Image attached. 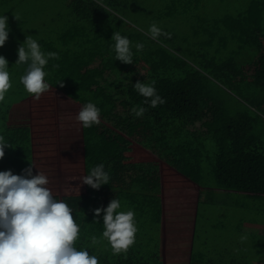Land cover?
Instances as JSON below:
<instances>
[{"label":"rangeland","instance_id":"1","mask_svg":"<svg viewBox=\"0 0 264 264\" xmlns=\"http://www.w3.org/2000/svg\"><path fill=\"white\" fill-rule=\"evenodd\" d=\"M122 1L121 13L128 21V25L136 27L146 35L144 37L152 39L146 33L155 23L163 32L170 34V38L162 35L158 40H154L158 43H155L156 46H162L183 56L190 63L208 66L206 64L208 59L214 57V51H221V55L216 57L218 63H222L232 52L238 53L236 60L240 65L253 62L251 55L242 52L244 47L248 46L233 41L230 34L225 31L224 18L227 15L232 17L244 15L254 0ZM216 21L220 28L218 26L216 28ZM211 33L221 37L216 42H211L212 47H208L205 42L211 39ZM208 52L211 54L205 55L207 57L205 60L203 53ZM252 52L255 53V50ZM198 53L199 58L194 55H199ZM83 64L84 62L76 70L72 60L65 61L60 67L65 71L64 77H45L50 89L43 93L39 100L24 90L20 77H10L12 87L5 95V100L0 102V135H3L12 147L5 148V156L0 160V171L11 170L14 175H21L24 169L33 165V175H37L38 172L44 173L49 179L47 187L54 198L64 201L72 209L73 218L80 228L76 246H80L79 242L88 241L92 236H96L101 241L97 244L99 249L97 256L100 259L108 260L103 256L108 252L112 255L113 253L108 242L102 239L104 212L96 217L94 210L107 208L115 198L120 201L121 206L127 207L119 211L132 210L135 213L137 231L135 243L126 252L128 255L134 256L133 249H136L137 245H142L146 257L157 254L158 259H152L153 262L150 261V264H154V261L155 264H189L194 224L199 210L195 204L196 193L194 195V192H190L187 197L183 185L184 191H180V195L164 203L163 198H168L173 189L169 188L170 191L164 193L166 187L159 189V186L156 188L146 184L145 181L152 180V172L161 171L162 162L150 153L144 154L152 148L144 139L156 128L145 120V113L143 118L134 115V124L140 122L141 125L134 129H124L129 122L128 117L133 116V113L127 109L126 103L129 99L122 93L128 91L139 96L134 84L109 71L106 74L108 77H103L104 73L101 71L103 67L100 65L97 67L92 61ZM96 69L98 70L96 73L91 71ZM222 80L224 82L219 78H211V84L216 91L222 92L224 112L231 116L246 114L255 120L252 134L264 142V109L256 107L255 94L251 86L242 84L239 78L234 83L223 78ZM17 82L20 88L16 85ZM129 96L131 98L132 95ZM89 102L94 103L100 110V124L84 128L76 120V116ZM139 139L145 141V146H136ZM199 141L194 144L197 148L192 146L179 148L182 158L194 157L197 172L200 171L203 155V140ZM133 155L149 163V166L157 165V168L146 172L149 176H142L144 169L133 170V163H130ZM110 157L111 161L106 162ZM152 159L156 161L153 162ZM100 164L104 165L105 172L110 176L109 183L101 185L99 189L82 184V177L90 174L91 169ZM181 170L186 171L183 168ZM208 178L213 180L210 170ZM156 181L158 182L159 178ZM134 189L144 196H138L139 193ZM179 197L183 199L182 202L177 200ZM186 200L188 203H185ZM218 208L210 207L209 210H205L201 205L197 238L194 243V252L196 254L199 252V257L207 254L208 249L214 253L215 243L205 244L207 238L205 216L209 218L210 215L215 216L213 221H209L208 231L212 233L216 230L214 223L216 224L218 219ZM226 234H231V230ZM113 256L109 260L120 261V256ZM125 261L131 262L132 258L127 257Z\"/></svg>","mask_w":264,"mask_h":264},{"label":"trees","instance_id":"2","mask_svg":"<svg viewBox=\"0 0 264 264\" xmlns=\"http://www.w3.org/2000/svg\"><path fill=\"white\" fill-rule=\"evenodd\" d=\"M117 1L119 0H109L113 7L120 4ZM98 16L97 19H106L111 24L107 26L108 33H98L99 35L94 38L97 42L93 43L96 46L93 52L102 59L98 65L103 67L101 70L105 75L103 76L108 77L106 74L109 71L126 78L132 84L138 81L145 84L154 82L153 86L157 94L165 100V103L151 108L143 102L145 98L139 93V96L128 91L122 93L129 99L131 107L129 112L133 107L146 108L145 120L156 127L144 140L150 139L155 146H164L171 141L186 138L203 140L206 142L205 163H208L214 171L215 181L219 187L264 193V142L252 134L255 129L253 125L255 120L246 114L231 116L225 113L223 99H221L222 92L216 91L211 84V78H219L224 82L223 78L230 83H234L239 78L242 84L251 86L253 89L256 107L264 109V0H254L244 15L237 17L227 15L224 18L225 31L230 34L233 41H239L244 46H248H243L242 52L253 57L252 64L242 65L236 60L238 56L236 52H232L229 57L223 59L222 63H218L216 57L221 55V51H214V57L208 59V64L205 63L208 66L190 63L183 56L162 46H156L157 41L144 37L146 35L138 31L136 27L128 25L126 18L116 14H111L110 18ZM217 26L220 28L216 21V28ZM116 32L129 39L133 53L132 64L115 60V41L111 37ZM75 37L87 44L91 40H85L81 35H75ZM210 37L211 39L205 42L208 47H212L211 42H216L221 35L217 37L215 33H211ZM137 43L144 45L142 51L138 52L135 48ZM253 50L255 53L252 52ZM198 54L194 55L199 58L200 53ZM210 54L203 53V56ZM91 71L98 72L97 69ZM110 77H112L111 73ZM129 94L132 95L131 98ZM133 116L128 117L129 122L124 129H134L141 125L140 122L134 124L135 116ZM168 126L170 129H167ZM111 159L112 157L106 162H110ZM89 242V240L79 242L80 248L76 246L77 250L88 251ZM96 248L99 252L98 245ZM194 250L192 248L190 252L189 264H229L215 252L214 254L208 251L207 254L199 257V252L196 254ZM127 255L128 253H121L120 261L115 260L108 264H124V262L125 264H150V261L158 259L155 253L152 257L145 255L142 258L140 251L137 253L136 250L134 256ZM105 256L106 254L103 257ZM127 257H131L132 261L126 262Z\"/></svg>","mask_w":264,"mask_h":264},{"label":"crops","instance_id":"3","mask_svg":"<svg viewBox=\"0 0 264 264\" xmlns=\"http://www.w3.org/2000/svg\"><path fill=\"white\" fill-rule=\"evenodd\" d=\"M117 3L120 4H116L113 7L109 0H100V3H97V0H0V16L5 15L8 17L7 24L9 27V36L5 45L0 47V55L4 56L8 61L7 70L10 77H21L25 74L27 65H19L15 62L18 59L17 50L27 36H32L45 54L48 52L57 54L58 58L49 59L48 64L45 66L44 71L47 73L45 77H64L65 71H62L60 67L68 60L73 61L76 70L83 62V65L89 64L90 61L97 65L101 63L102 59L93 52L96 49L93 43L97 42V39L94 38L99 34H107V26L111 24L106 19L97 18L99 17L98 15L110 18L111 14L123 17L121 13L123 1L119 0ZM42 4L44 5L41 6ZM48 5L50 6V11ZM15 16L18 17V20ZM91 34L92 36H89ZM75 35H81L83 39L91 40L87 44L77 39ZM57 65L59 67H56ZM16 85L19 86V82ZM126 107L128 110L131 108L129 102ZM146 141L151 144L152 148H149L144 154L150 153L155 159L158 158L162 162L160 165L161 171H158L159 173L152 172V180L145 181L146 184L156 188L159 186V189L166 187L164 193L173 189L168 198H163L164 203L168 199H173L176 195H180V191H184L182 189L183 185H185L187 197H189L190 192H194V195L196 193L197 202L195 204L199 207V210H197L193 230V250L201 205H203L205 210H209L210 207H219L218 219L216 224L214 223L216 230H213L212 233L208 231L209 221H213L215 216L210 215V218L205 216L207 218L205 223L207 231L205 244L215 243L214 252L224 259L226 263L264 264V193L219 187L217 181H215L214 171L208 163H205V141L202 142L203 155L200 161V171L198 172L195 170L194 157L186 156V158H182L181 154H179V148L185 146L197 148L194 144L196 141L200 142L199 140L186 138L185 140L171 141L164 146H155L154 143L150 142V139H146ZM138 143H136L138 147L145 146V141L141 139L138 140ZM131 159L132 162L130 163H133V170L144 169L142 176L148 175L146 172L148 173L157 168V165L149 166V163L143 162L144 160L136 158L135 155ZM152 161L155 162L156 160L152 159ZM182 168L186 169V171L182 172ZM208 170L212 172L213 180H209ZM158 178L159 181L157 182L156 179ZM169 179H173V181ZM134 191L139 193L138 196L143 195L137 189H134ZM177 200L179 202L183 201L181 197ZM185 203H188V200ZM194 206L193 204L192 207ZM126 208L121 206L120 210ZM228 230H231V234H226ZM244 235L247 236V240L241 242L240 237ZM137 242L139 241L137 240ZM90 243L91 241L89 245ZM96 246L89 247L88 252L98 258L97 254L99 253H97ZM77 247L80 248V246ZM135 250L137 253L140 250L141 257L144 258L143 251L145 249H142V245H137ZM111 256L114 257L108 252L105 256L108 260L100 259L99 257V264H108V262H111L109 260L112 258Z\"/></svg>","mask_w":264,"mask_h":264},{"label":"clouds","instance_id":"4","mask_svg":"<svg viewBox=\"0 0 264 264\" xmlns=\"http://www.w3.org/2000/svg\"><path fill=\"white\" fill-rule=\"evenodd\" d=\"M15 18L18 20V17ZM7 20V16H0V47L5 45L9 36ZM146 34L153 40H158L161 35L170 38V34L163 32L155 23ZM111 39L115 41V60L132 64L129 39L119 32L113 33ZM135 48L139 52L144 45L137 43ZM17 52L15 63L27 65L20 83L29 95L39 100L50 89V85L45 82V66L49 59L58 58L57 54L42 52L32 36L26 37ZM7 69L8 61L0 55V102L5 100L6 93L12 87ZM153 85L154 82L145 84L139 81L134 84L135 90L145 98L143 102L151 108L165 103ZM131 111L136 117H142L147 109L133 107ZM76 120L84 128L99 125L100 110L89 102L81 108ZM8 147H12L11 144L0 135V160L4 158L5 148ZM32 167L24 169L21 175H14L11 170L0 171V264H99L98 258L90 255L86 249L77 250L80 228L73 218L72 209L64 201L54 198L47 187V176L41 172L33 175ZM109 180L104 165L100 164L82 177L81 183L99 189ZM120 208V201L114 198L107 208L94 210L96 217L104 212L102 239L108 242L113 255L126 253L135 243L137 231L135 213L132 210L118 211ZM240 240L246 241L247 236H241ZM90 241L89 247L101 242L96 236H92Z\"/></svg>","mask_w":264,"mask_h":264}]
</instances>
